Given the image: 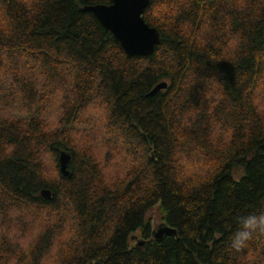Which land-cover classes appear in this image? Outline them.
I'll list each match as a JSON object with an SVG mask.
<instances>
[{"label":"trees","instance_id":"16d2710c","mask_svg":"<svg viewBox=\"0 0 264 264\" xmlns=\"http://www.w3.org/2000/svg\"><path fill=\"white\" fill-rule=\"evenodd\" d=\"M112 3L0 0V264H264L227 251L264 209V0H151L150 57L82 11Z\"/></svg>","mask_w":264,"mask_h":264},{"label":"water","instance_id":"95a60500","mask_svg":"<svg viewBox=\"0 0 264 264\" xmlns=\"http://www.w3.org/2000/svg\"><path fill=\"white\" fill-rule=\"evenodd\" d=\"M151 0H113L112 5L87 6L82 11L92 13L101 25L110 32L115 40L120 43L123 50L130 57H150L156 47L161 43V34L151 27L144 19L146 10L150 7ZM168 88L167 83L157 86L151 96ZM71 155L64 152L61 155V171L69 176L68 170ZM43 197L50 199V191H43ZM177 235V231L163 224L159 230L153 232V237L161 241L165 236ZM146 241L140 240L138 247L144 248Z\"/></svg>","mask_w":264,"mask_h":264},{"label":"clouds","instance_id":"9594fccd","mask_svg":"<svg viewBox=\"0 0 264 264\" xmlns=\"http://www.w3.org/2000/svg\"><path fill=\"white\" fill-rule=\"evenodd\" d=\"M255 240H264V209L235 217V229L227 242V251L239 254Z\"/></svg>","mask_w":264,"mask_h":264},{"label":"rangeland","instance_id":"374dc122","mask_svg":"<svg viewBox=\"0 0 264 264\" xmlns=\"http://www.w3.org/2000/svg\"><path fill=\"white\" fill-rule=\"evenodd\" d=\"M86 116L88 119L97 122V120H99L101 117V113H100L99 109L92 108L89 110V112L86 114ZM79 129L82 130V128H79ZM76 139H78V138H76ZM102 157L104 158V156H102ZM125 160L126 159L123 157V155L122 156L118 155L115 158L113 165L111 167L108 166V170H106L107 176L112 177V176L117 175L118 173H122L123 171L126 172L127 167L125 165L126 164ZM122 162H123V164H122ZM50 167H52V164H50ZM190 170H192V169H190ZM17 219H19V215H12L11 220H12L13 225H15V227H17V226L20 227L19 221L18 222L15 221ZM148 220L151 221V223H152L153 231H157L160 229V227L163 225L164 222H163V217H162L161 212L159 211L158 207H156L155 209H153L152 211L149 212ZM29 225H31V227L33 228V226L35 225V218H34V222L30 220ZM18 227H17V230H19ZM22 231L23 230L20 229L18 232L21 233ZM0 234H2L1 231H0ZM134 238H135V240L133 239L134 241H132V243H131L132 247H135L140 240H143V236L141 233L136 234V236Z\"/></svg>","mask_w":264,"mask_h":264}]
</instances>
